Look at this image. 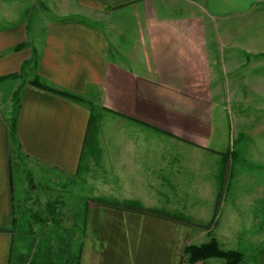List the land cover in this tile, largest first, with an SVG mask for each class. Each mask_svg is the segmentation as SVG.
<instances>
[{"label":"crops","instance_id":"0c3cea01","mask_svg":"<svg viewBox=\"0 0 264 264\" xmlns=\"http://www.w3.org/2000/svg\"><path fill=\"white\" fill-rule=\"evenodd\" d=\"M46 1L0 0V77L19 73L33 51L38 54L37 66L28 63L19 84L15 140L5 109L20 78L0 81V264H30L16 259V160L22 156L32 167L77 177L87 151L90 173L116 201L88 202L76 264H227L219 258L191 263L185 247L211 239V216L198 208L206 205L209 214L217 209L224 184L217 169L225 170L232 152L224 141L229 120L218 106L214 71H225L223 99L238 124H249L245 103L264 99V75L258 73L264 66V0H188L201 7L189 14L176 10L175 0H51L62 17L50 20L41 13L50 7ZM74 8L86 14L64 16ZM130 10L140 27L137 41L122 50L117 21L110 18ZM89 12L99 19L92 21ZM216 39L224 58L210 50ZM138 53L143 64L135 67L130 62ZM36 75L85 101L33 85ZM89 102L100 115L97 149L86 148ZM106 114L122 125L105 129ZM126 121L138 126H124ZM174 186L180 201L172 212L165 200ZM220 214L216 228L226 234L214 236L222 248L236 250L251 224L238 210ZM260 256L264 264L263 250ZM242 263L248 264L246 257Z\"/></svg>","mask_w":264,"mask_h":264},{"label":"rangeland","instance_id":"374dc122","mask_svg":"<svg viewBox=\"0 0 264 264\" xmlns=\"http://www.w3.org/2000/svg\"><path fill=\"white\" fill-rule=\"evenodd\" d=\"M173 2H176V10H181L182 13L186 14L195 10L197 12L201 8L188 0H175ZM46 3L50 7L41 9L42 16L48 20L62 17L58 16V13L62 11H59L58 7H52L51 0H47ZM73 11L78 13H73ZM85 12L74 8L72 12L64 16L74 18L86 14ZM36 14L37 11L33 15ZM89 14H92L89 15L92 21L99 19L93 13L89 12ZM110 19L117 21L114 22V26L112 24L117 36L116 43L118 42L117 44L122 50L131 48L130 45L136 40L135 37L138 35L137 32L140 27L136 11L130 10L124 14L118 12ZM96 24L100 25L101 23ZM101 25L107 29L106 24ZM207 26H209L208 23ZM223 26V21H218L217 29L223 32ZM219 41L218 39L211 40L209 47L214 55L217 54L224 58V49ZM129 56L131 55L123 54L122 58L127 60ZM132 56L136 58V63L131 61L130 64H136L135 67L142 66V53ZM221 66L223 67V65ZM224 72V69L221 68L214 71L215 74L213 75L214 81H218L215 85L218 87L220 100L222 99L218 106L222 107L223 120H229L228 129L230 128V131H227L225 140L224 137L222 139L227 143H232L230 146L232 152H230L228 162L225 164V170L220 172L217 169V175L220 176L221 173V177L224 176L222 199L219 200L217 209L212 211V214H209L210 211L206 205L202 207L203 209H198L207 213H202L207 215L205 217L211 216L210 223L206 227L211 238L215 237L216 232L222 237L226 234V230L222 226L216 228V225L218 226V223L221 222L220 216L223 215L220 214V211L224 213L225 211L228 212L229 209L238 210L241 213L239 217L251 225L246 224L248 228L243 223L244 228H248V230H246L236 250L243 253L248 264H260L257 259L262 250L264 251V223L262 224V221L264 222V99L262 100V97L257 96L253 102L245 103L244 107L247 112H244L243 115L249 116V120L245 118V124L246 121L249 123L247 126L238 124L236 122L237 116L230 119L229 115L232 108L223 99ZM248 73L255 74L256 71ZM258 73L264 75V66L258 70ZM22 78L17 79L18 84L14 89H9V92H12V101L10 105L7 104L5 110L12 116L16 110L14 92L16 87L18 88L19 84L25 80ZM101 121L105 129L122 125L120 119L111 114H106ZM124 126L138 125L126 121ZM87 152L88 155L86 153L82 169L77 177L67 176L49 169L32 167L22 156L20 160H16L14 164V186L17 212L19 213V224L16 232V256H19L16 259L19 260L20 258L21 262L24 260L25 263L30 261V264H76L88 202L96 197L116 201L110 194L103 192L99 184L97 185V177L89 171L92 151ZM31 180L33 182H30ZM168 194L170 198L165 200L168 203L167 208L175 212L178 207L176 202L180 201L176 194V186L170 187ZM23 213L26 215L24 219L27 217L26 219L29 221H22ZM203 215L201 216L204 217ZM46 217H48L47 221ZM55 217L57 222H52ZM41 218L44 220H40ZM224 249L227 248L224 246Z\"/></svg>","mask_w":264,"mask_h":264},{"label":"trees","instance_id":"16d2710c","mask_svg":"<svg viewBox=\"0 0 264 264\" xmlns=\"http://www.w3.org/2000/svg\"><path fill=\"white\" fill-rule=\"evenodd\" d=\"M20 47H21V45L18 46V48H20ZM18 48H16V49H18ZM28 63L34 64L33 65L34 67L37 66L38 54H37L36 50L33 51V55L31 57V59L22 65L21 71L19 73L10 74L7 76L0 77V81L5 80V79L22 78L24 75V70H25ZM30 82L33 85L45 88V89L50 90L54 93H57V94H60V95L66 96V97H70V98H73V99L78 100V101H85V99L78 94H75V93L70 92V91L65 90V89H59V88L49 86L48 84L44 83L38 75H36L32 80H30ZM14 99L16 101V109H17L20 106V101H21V86H19L15 90ZM88 105H89L90 110H91V115H90L87 133H86V148L97 149L95 144H96L97 134H98V130H99L100 115L95 112L96 109L94 108L93 103L89 102ZM9 122H10L11 135H12V138H14V140H15V137H16V117H15V115L9 119ZM128 206L136 207L139 209H145L144 207H142L136 203H132V202L129 203ZM45 219L47 221L48 217H46ZM14 220H15V217H14ZM40 220H44V219L41 218ZM55 221L57 222L56 217H55V220H52V222H55ZM185 255L187 256L188 261L191 263H195L198 261H206L209 258H219V259L225 260L227 264H238L244 258L243 253L239 250L222 248L220 246L218 240L215 237L211 238L210 241H208L206 243H202L200 245L188 244L185 247Z\"/></svg>","mask_w":264,"mask_h":264}]
</instances>
